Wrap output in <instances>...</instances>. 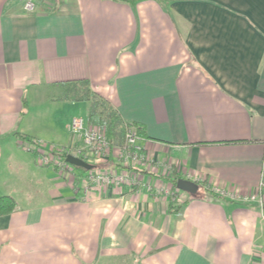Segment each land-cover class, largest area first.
<instances>
[{
    "label": "crops",
    "instance_id": "0c3cea01",
    "mask_svg": "<svg viewBox=\"0 0 264 264\" xmlns=\"http://www.w3.org/2000/svg\"><path fill=\"white\" fill-rule=\"evenodd\" d=\"M26 1L0 0V192L20 205L0 216V264H264V209L245 200L264 160V0ZM81 79L141 128L143 162L100 164L139 183L41 194L23 143L71 147L89 104L62 96Z\"/></svg>",
    "mask_w": 264,
    "mask_h": 264
},
{
    "label": "built area",
    "instance_id": "2783aa9c",
    "mask_svg": "<svg viewBox=\"0 0 264 264\" xmlns=\"http://www.w3.org/2000/svg\"><path fill=\"white\" fill-rule=\"evenodd\" d=\"M25 10L32 12L36 8L35 0H27L25 2ZM68 130L73 137V143L69 148L57 147L53 143H45L42 140L25 141L23 146L26 150L34 153L40 165L56 164L61 166L64 175L70 177L73 186L76 185L77 193L80 198L87 197V193L91 190L104 191L113 187H121L125 184L136 185L139 183L136 177H133L130 171L126 170H103L97 168L96 164L102 163L103 159H108L116 154L117 161L125 167H129L136 163H141L146 159L144 147L140 143L141 136L137 126L128 123L124 129V141L119 145H113L108 134L98 125H89L85 118L81 116L72 117L68 123ZM80 142V145H78ZM60 151L66 152L64 158H57ZM68 154H73L83 160L95 165L93 169L86 170L79 174L75 166L67 162ZM68 166V169L66 168ZM80 184V187H78ZM218 194L229 195L235 197V194L221 189L215 188ZM248 202H258L264 209V160L261 169V179L257 190L245 198Z\"/></svg>",
    "mask_w": 264,
    "mask_h": 264
},
{
    "label": "trees",
    "instance_id": "16d2710c",
    "mask_svg": "<svg viewBox=\"0 0 264 264\" xmlns=\"http://www.w3.org/2000/svg\"><path fill=\"white\" fill-rule=\"evenodd\" d=\"M116 1L135 3L137 0ZM62 98L88 102V124L103 128L113 145H119L123 141L125 125L129 122L122 119L118 110L107 98L91 89L89 80L81 79L71 82L64 91ZM139 129L141 128L139 127ZM80 169L86 171V169ZM176 194L177 191L172 193L174 197ZM18 209H20V205L14 196L0 192V216L10 214Z\"/></svg>",
    "mask_w": 264,
    "mask_h": 264
},
{
    "label": "rangeland",
    "instance_id": "374dc122",
    "mask_svg": "<svg viewBox=\"0 0 264 264\" xmlns=\"http://www.w3.org/2000/svg\"><path fill=\"white\" fill-rule=\"evenodd\" d=\"M86 103V102H85ZM78 115H84L85 112L83 111L82 113H79L77 111ZM72 116L73 113H69L67 111H62L61 114L59 115L60 119L65 121L66 118L68 116ZM123 141H124V137H123ZM123 141L121 143H123ZM45 142V141H44ZM45 143H48V142H45ZM120 143V144H121ZM54 144V143H53ZM66 152H63V151H60V153H58L56 156L57 158H64V155H65ZM32 162L34 163V165L36 166L35 162H34V159L32 158L31 159ZM112 160V158H108L107 160L106 159H103L102 163L100 164H106L108 162H110ZM117 165H122L120 162H116ZM100 164H96L98 167L97 168H102L100 166ZM74 167V166H73ZM125 167V166H124ZM60 167H58L55 163L54 164H51V165H46V166H39L37 167V169L39 170V178H40V182H39V185L37 186L39 192L42 194L44 193L45 191H47L48 189H50V186L51 188L54 186V184H57L56 182H64L65 185L68 184V182L65 180V178L68 180L70 177H68L67 175L66 176H63L64 175V172L63 170L60 169ZM68 169V166L66 167ZM76 170L78 169L76 166H75ZM41 174V175H40ZM51 182V184L49 183Z\"/></svg>",
    "mask_w": 264,
    "mask_h": 264
},
{
    "label": "water",
    "instance_id": "95a60500",
    "mask_svg": "<svg viewBox=\"0 0 264 264\" xmlns=\"http://www.w3.org/2000/svg\"><path fill=\"white\" fill-rule=\"evenodd\" d=\"M66 160L68 163H70L73 166L84 168L86 170L93 169L95 167L94 164L87 162L83 160L80 157H77L73 154H68L66 157ZM178 187L182 190L188 191V192H195L197 189V185L194 182L187 181V180H179L178 181Z\"/></svg>",
    "mask_w": 264,
    "mask_h": 264
}]
</instances>
